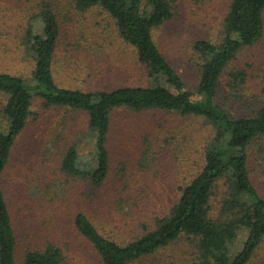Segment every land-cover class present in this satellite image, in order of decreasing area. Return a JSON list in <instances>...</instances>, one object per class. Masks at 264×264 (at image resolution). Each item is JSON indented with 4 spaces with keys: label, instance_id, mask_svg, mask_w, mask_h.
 <instances>
[{
    "label": "rangeland",
    "instance_id": "obj_1",
    "mask_svg": "<svg viewBox=\"0 0 264 264\" xmlns=\"http://www.w3.org/2000/svg\"><path fill=\"white\" fill-rule=\"evenodd\" d=\"M230 1L171 0L172 17L152 29L155 43L193 98L198 96L200 59L192 42L222 40ZM46 5L59 24L52 63L57 85L90 91L146 84V70L134 48L118 35L114 20L100 7L81 10L73 0H0V71L30 78L33 62L19 43L29 22L39 24L38 15ZM238 70L244 72L242 82H229V73ZM263 70L264 29L255 44L241 48L227 64L216 100L236 117L251 115L264 100ZM5 101L0 92V129L5 125L1 112ZM86 124L83 111L44 106L38 98L32 104L2 173L17 264L26 250L42 249L49 241L63 250L61 264H102L98 252L75 228L74 216L85 213L104 236L120 244L135 239L143 233V224L153 228V217L164 213L175 202L178 187L200 171L203 148L213 135V127L202 116L160 109L116 111L106 143L109 173L93 189L60 169L66 147L77 142ZM84 141L78 142L79 153L90 146ZM248 155L251 181L264 199V137L248 148ZM220 181L211 198L216 216L226 194ZM196 244L195 238L181 234L130 264H201ZM239 248L236 240L232 250ZM247 264H264V238Z\"/></svg>",
    "mask_w": 264,
    "mask_h": 264
},
{
    "label": "trees",
    "instance_id": "obj_2",
    "mask_svg": "<svg viewBox=\"0 0 264 264\" xmlns=\"http://www.w3.org/2000/svg\"><path fill=\"white\" fill-rule=\"evenodd\" d=\"M73 1L81 10L100 7L114 20L118 35L134 48L146 70L147 81L145 85H123L108 90L61 87L52 74L59 38L56 14L46 5L38 15L39 24H27L19 44L22 53L33 62L30 78L0 71V92L6 97L1 109L5 125L0 129V264H17V241L2 188V173L36 98L44 106L86 113V128L79 133L77 142L66 147L60 169L93 189L99 188L109 173L106 143L114 112L125 108L174 111L183 116H202L213 127V135L203 148L200 171L178 187L175 202L164 213L153 217V228L143 224L140 236L120 244L104 236L85 213L74 216L75 228L92 244L102 264H130L181 234L197 240L201 264H247L264 238V199L248 170V148L264 137V100L251 115L236 117L216 97L227 64L241 48L255 44L263 33L264 0H231L223 20L222 40L192 42L193 51L200 59L196 98L152 37V29L172 17L171 0ZM229 76V82L237 84L242 82L244 72H230ZM262 80L264 84V70ZM83 139L90 146L79 153L78 142ZM220 180L226 194L216 216L211 198ZM236 240L240 248L233 251ZM62 260L63 250L49 241L42 249L26 250L21 264H61Z\"/></svg>",
    "mask_w": 264,
    "mask_h": 264
}]
</instances>
